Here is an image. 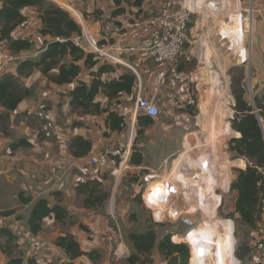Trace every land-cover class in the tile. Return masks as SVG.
Returning <instances> with one entry per match:
<instances>
[{"label":"rangeland","instance_id":"obj_1","mask_svg":"<svg viewBox=\"0 0 264 264\" xmlns=\"http://www.w3.org/2000/svg\"><path fill=\"white\" fill-rule=\"evenodd\" d=\"M49 1L68 11L71 17L77 20L73 15L74 8L71 6L70 2H66L65 0ZM121 1L128 6L138 2V0H120V2ZM144 1L146 0H143V2ZM151 2V0H147L148 4ZM96 8L92 14L93 16L102 12V9ZM246 10L251 11L249 12L250 16ZM261 10H263V8ZM26 15H28V23L20 27L16 34L13 33V38L26 35L38 26V22L36 23L37 19H35L32 12H26ZM248 16L249 18L244 21L248 24L250 35L249 37H242L237 34H232L236 44V46L233 47L231 44L232 42H229L225 38L223 32L228 28L230 29V27L238 28L236 26V19L243 22V17L246 18ZM249 19L252 22L251 29ZM261 20L263 19L261 16L259 17L258 11L254 10L253 3L250 2L249 4V0H239V6L236 2L207 0L206 4H203L200 8L198 7L191 15L188 30L185 35L184 51H193V57L190 62H185L182 57L179 62V69L190 78L186 85V89L189 91V99L193 101V104H187L186 108H181L180 112H175L176 116L179 117L182 122L185 120L184 123L186 125H191V127L187 128L189 129L187 133L190 132V130H192V132L195 130L196 132V135L193 134L194 136L192 135L190 137V141H187V146L184 147V152L188 151L189 158H204L207 162V155L211 152L215 153L216 159L214 160V167L218 169V176H216V179L213 178L216 181L219 180L218 182H220L222 186L226 185L227 181H223H225V174L227 172L229 173V189L227 192L222 195V190L217 188L218 190L216 191L217 195L221 194L223 201L219 209L216 210L215 216L210 217L203 211L191 207V204L195 202V197H199L201 203L206 205L208 201L207 189L215 184L216 181L206 184L204 180L206 176L204 174L201 175L200 171L192 170L188 167L184 169L181 168V158L178 162L177 160L183 151L168 159V162L165 164V169L162 166L158 167V171H155V168H157L155 165H148L152 167L151 169H153V172L146 171V169L132 168L128 162L129 157L128 159L123 158L120 160V166L115 172L106 168H96L88 161V163L83 166V175L81 174L83 178L80 182L69 178V174H71V176L78 174V169L74 167L71 168V164L66 161L65 169L62 168L60 171V178L56 179V175H43L40 181L42 186H40L39 197L42 198L43 196L49 201L51 206L58 204L64 207L68 212V218L63 222H56L54 224H50L51 221L46 222L47 231L54 232L55 235L57 234V237L58 234L66 235L73 232V237L79 243L80 248L86 253H94L92 257L93 260L86 256H82L77 259H70L68 264H126V259L132 251L130 243L128 242V235L130 233L141 234L147 227L155 228L158 240L164 235L170 234L173 243L186 244L189 247L191 256V248L184 240L186 234L188 232L195 233L196 230L194 229H198L204 225L201 231L222 232L223 223L219 222V224H217L215 222L225 220L233 223V237L235 242L233 253L238 264L262 263L256 251L258 245L264 246V203L261 220L253 228L243 224L239 217L234 214L236 198L232 195L233 192L230 191V185L233 182L232 178L235 177L236 171L245 170L247 161L244 158L235 157L228 150V142L231 139L237 138V135L234 133L235 131L231 129L232 132H229L226 136L222 135L223 132L221 134V123L229 122L231 126V117H233L234 114L233 108L235 102L231 95L230 87L232 79L239 76V70H244V78L241 83L246 92L245 99L250 104H253V98L256 97V95H260L264 92L262 90H256L258 84H255V77L258 73L257 66L259 56L256 54V45L254 47L253 42L255 27L259 23L261 24ZM241 40L244 41L243 45L240 43ZM238 45L242 46L238 47ZM6 50V44L0 46V51ZM40 55L41 54L36 53V50H32L30 53H26L25 59L38 61ZM54 72L55 71L52 73ZM83 74V78L90 81L89 77L86 75V70H84ZM86 79L82 80L86 81ZM82 80H80L79 83H83ZM215 80H218L222 86L224 94L222 99L212 94V87ZM50 88L47 82L41 83L40 86L32 84L30 87L29 92L31 98L38 101L41 113L48 114V111H50L49 98L50 92H52ZM173 90L175 91V89ZM68 91L69 90H60L58 92L60 108H62L63 103L62 96H68ZM45 93L46 95L43 96ZM179 104L182 103L176 98L174 105L178 107ZM68 112L75 116V118H82L85 116L80 112H73L70 106L68 107ZM167 113L168 109L166 107L159 109V119L168 120L170 116ZM200 118L207 120L209 118V120H212V123L215 124L214 127H212V133L214 134H212L211 140H202L200 132L196 131ZM48 121L47 119L45 122V129L43 128L41 130L40 128L37 130L38 136L42 134L41 136H43L44 140L51 138L45 135L51 131L49 125H46ZM260 123L264 134V121L261 120ZM140 139L142 140V137ZM193 145L194 148H191ZM202 145L205 146V148H197L202 147ZM155 152L159 153L158 159L154 160L158 163L160 162V156L163 151H150L151 154ZM211 164L212 163H210V165ZM171 168L174 169L175 173H178V171L183 172L185 179H180L181 181L179 180L180 182H178L182 185V188L180 190L178 188L177 190H172L171 194L169 191L166 192L168 195L173 196V200L167 199L165 203H163L164 201L161 203L158 202V206L153 208L154 206H150L146 202V195L150 190L148 189L147 182L152 178L160 177L159 184H163L164 182L167 183V187H169V181L163 179V176L165 175V177H167L168 171L171 170ZM175 173L171 176L173 177ZM86 182L90 184L89 188L94 187L95 183H99L100 185L91 195V201H97L101 196L105 194L108 195L101 205H96L94 207H87L84 205L86 196L76 191L77 185L75 186V184ZM185 183L189 184V187H186L184 185ZM159 186L163 187L162 185ZM177 186H179V184H177ZM183 186L185 187L183 188ZM156 188L158 190L161 189L158 187ZM189 191H195V193L193 194V192H191V195L187 197L186 193H189ZM199 192L200 195H198ZM177 195L180 197L178 201L174 198ZM211 202L212 201L208 203V208L211 207ZM150 204L156 205L153 199H151ZM178 213H181L184 217L193 221L194 229L189 230V227L180 221ZM0 217L3 216L0 215ZM3 227L4 225L0 226V243L1 246L8 251L10 249V243L14 238L8 244L9 238L5 235L2 237L1 234L3 230L1 228ZM7 227L11 230L9 226ZM175 238H177V240H174ZM17 246L20 250H11V256L18 257L17 255L19 253V257H21L23 261L25 260L24 255L27 254V263L29 260H33L35 256L39 257L44 255L46 250L48 253L49 250L44 240L38 239L36 241L33 240L32 243H26V241L21 240L18 241ZM40 251L42 252L37 254ZM236 254L239 255V259L236 257ZM207 258L209 259L210 255H208ZM150 259L152 261L151 264H166V261L163 256L158 253L157 249H154ZM65 262L62 264H65Z\"/></svg>","mask_w":264,"mask_h":264},{"label":"crops","instance_id":"obj_2","mask_svg":"<svg viewBox=\"0 0 264 264\" xmlns=\"http://www.w3.org/2000/svg\"><path fill=\"white\" fill-rule=\"evenodd\" d=\"M65 1L70 2L71 6L74 8L73 10L79 14L80 18L78 21L75 20V22L81 27V30L84 29L91 33L99 41L101 46L116 43L119 38L112 32H106L105 27L107 25L109 27H113L114 25H122L129 19H147L156 13L157 7L155 0H151L152 2L149 4L147 3V0L144 2L141 0L139 6L136 4L128 6L124 4V2H120V0H118V4H115L113 0ZM250 2L253 3L254 10L258 11L264 8V0H249V4ZM236 4L239 6V3L236 2ZM96 7L102 9V12L93 16L92 14ZM26 12H32L34 14L35 19H37L36 23L38 22V26L31 32H28V34L21 37H15V39L30 38L33 42V47L28 53L32 50H36L37 54H41L44 49V41L48 40V37L42 38L37 33L38 29L41 27V23L37 18L35 9L27 8L22 11V14L26 17L27 21L23 25L19 26L13 33L16 34L20 27H23L28 23V15H26ZM260 16L264 19V10H262L259 17ZM240 21L241 20L236 19V26L241 31ZM253 36L254 47L256 45L255 51L259 56L257 66L258 73L255 77V84H258L256 86V90L264 91V29L260 23L255 27ZM136 58L137 56L129 54L122 55L123 61H135ZM17 65L18 64H16L15 67H10L4 75L18 78L22 87L28 91H30L32 84L40 86L43 82L49 83V86L51 87L50 89L52 90L49 98L50 111H48V114L43 112L41 113L38 101L32 99L31 94L24 98L14 111L8 112L0 106V213L8 210L15 211L14 214L10 216L0 217V226L4 225L1 229H7V233L12 234L14 237V240L10 243V253L13 249L20 250L17 246L18 241L22 240L26 241V243H32L33 240H44V243L49 248L48 253L46 250L44 255L39 257L35 256L33 259L35 263L62 264L66 261L65 264H68L70 259L65 255L62 249L56 247L54 244L56 238L63 235L58 234L57 237V234L55 235L54 232L47 231L46 229V222L51 221L50 224H54L56 223L54 219H44L42 223V231L38 235L32 236L29 233L27 219L31 207L37 200L46 199L43 196L42 198L39 197L40 186H42L40 181L42 180L44 174L56 175V179L60 178V171L62 168L65 169V162L67 161L72 165L71 168L74 167L78 169V174H74L73 176L69 174V178L80 182L83 178V166L88 163L89 158L112 147L123 146L126 149V158L128 159L131 153V147L137 136V116L128 117L129 119L126 122L125 128L122 131L117 132L108 130L106 126V114H102L101 116L85 115L82 118H75V116L68 112L70 101L69 96H62L63 103L62 108H60L58 101V92L60 90L71 91L78 85H88L90 81L83 78L84 70L87 71L86 75L91 80V77L89 76L90 70L84 67L82 62L78 63L81 67L79 77L71 84L62 86L51 83L38 70L33 71L27 77H19L16 72ZM114 65L118 67V70L113 73L104 74L102 77L104 81L117 79L118 76L124 72L130 73L123 66ZM145 71H148V73L145 74ZM140 72L144 74L142 75L140 86L136 84L137 92L139 91L142 98L153 102L159 109L166 107L168 109L167 114L170 117L168 120H160L159 117H157L152 120V124L150 126L145 128L142 140L140 139L138 144L143 157V163L141 166L131 167L152 171V167H149L148 165H155V167H157L155 168V171H158V167L162 166L165 169V164L168 162V159L183 151L177 160L178 162L181 158V168L184 169L188 167L189 169L200 171L201 175L204 174L206 176L204 179L206 184L210 182L212 183L213 181L215 182L216 180H214V178L216 179V176H218V169L214 167V160L216 159L215 153L211 152L208 154V160L206 162V159L204 158L191 159L189 158L188 151L184 152V147L187 146L186 142L190 141V137L193 134L196 135L195 130L193 132L190 130V132L187 133V130H189L187 128L191 127V125H186L184 123L185 120L182 122L179 117L176 116L175 112H180L181 108L184 109L186 108V105L189 104L190 94L189 91H187L186 86L182 87L177 85L174 81L167 77L164 70L157 67L156 61L147 56L143 57ZM82 79H86V81ZM80 80H82L83 83H79ZM173 89H175V91ZM44 95H46V93L43 94V96ZM176 98H178V100L182 103L179 104L178 107L174 105ZM96 101L99 102L102 107L109 106V109L113 104L112 102L109 104L108 99L103 94L98 95L96 97ZM47 119L49 121L46 125H49L51 131L45 135H47V137H51L48 138L49 141L44 140L43 136H41L42 134L39 136L37 134L38 129H45L44 126ZM198 121L199 124L196 131L200 132L202 140H211V136L214 134L212 133V127H214L215 124H213L212 120H209V118L208 120L200 118ZM229 132H232L229 122H224L223 124L221 123V134L226 136ZM75 136H80L91 143V150L86 156L76 158L71 154L68 146L70 140ZM20 141L27 142L30 146L20 144L18 147H12V145L17 144ZM191 148H194V145ZM197 148H205V146L202 145V147ZM152 150L163 151L160 156V162L156 163V161H154L158 159L159 153L155 152L154 154H151L150 151ZM210 163L212 164L210 165ZM173 173H175L174 169L171 168V170L168 171L167 177H165V175L163 176V179L169 181V187H167V183L164 182L163 184H159L160 177L152 178L147 182L148 189H150L149 193L153 195L154 199L159 193L164 191L162 188L168 189L170 194L172 190H177V188L180 190L182 188V185L178 183L181 181L178 177L179 171L172 177L171 175ZM180 173L182 172L180 171ZM228 177L229 173L227 172L225 174V181H223H227L225 186H222L221 183L218 182L219 180H217L215 184L207 189L208 201L206 200V205L201 203V199L199 200V197L194 196L195 201L200 207V211H203L210 217L215 216L217 207L220 203L221 194L223 195L229 188ZM232 179L234 180L235 177ZM177 184H179V186H177ZM76 185L77 184H75V186ZM159 185H162L163 187ZM156 187L161 189L158 190ZM217 188L222 190V193L219 195L216 193L218 190ZM19 192H23L25 196H30L32 198V202L28 205L19 204L17 199ZM198 195H200V192ZM232 195L236 198V193L233 192ZM153 197L146 198L149 205ZM174 198L177 201L180 199L178 195ZM165 199L173 200V196H166ZM210 201H212L211 207L208 208V203ZM219 222L223 223L222 232L206 231L201 233L205 251L208 255H211L212 253L215 255L213 258L210 257L211 260L210 258L208 259V256L206 255L207 257L204 264H225L226 261L231 263L235 261V264H238V261H236L233 253L235 245L233 237V223L231 221H216L215 223L219 224ZM228 222L232 223L231 229H228L227 227ZM7 226H9L11 230H9ZM70 234L74 236L73 232H70ZM2 237L4 236L2 235ZM223 243L226 244L228 250L225 251L224 254L219 252L216 253V250L220 249ZM0 247H2L1 243ZM1 249L0 264H6L8 261V256L4 252L6 250L3 247ZM81 250L84 252L83 249ZM41 252L42 251L37 254H40ZM17 256L21 259V257H19V253ZM27 256V254L24 255L25 260L22 261V264H28Z\"/></svg>","mask_w":264,"mask_h":264},{"label":"trees","instance_id":"obj_3","mask_svg":"<svg viewBox=\"0 0 264 264\" xmlns=\"http://www.w3.org/2000/svg\"><path fill=\"white\" fill-rule=\"evenodd\" d=\"M113 1L115 4L119 3L118 0ZM0 2V42L6 44L10 53L25 56L33 47L30 38L15 39L12 37L13 32L27 21L22 14L24 9H35L37 18L41 23L37 33L42 38L48 37V40L44 41V49L39 60L25 59L19 62L16 69L17 75L27 77L33 71L38 70L51 83L58 86L68 85L79 77L81 67L78 63L82 62L83 66L90 70L91 80L88 85H78L68 92L71 110L84 115L101 116L106 114L108 130L122 131L125 128L123 120L117 116L112 106L110 109L109 106L102 107L96 101V97L103 94L110 104L117 99L118 93L129 94L136 85L134 75L124 72L117 79L104 81L103 75L116 72L118 67L112 64L99 63L94 55L84 53L72 43L71 39L81 34V27L68 11L55 3L49 0H0ZM230 2L239 3V0H230ZM140 3L141 0H138L136 5L139 6ZM223 34L235 47L232 34L241 35V31L239 28L230 27ZM53 71H55L54 74H52ZM239 72V76L232 79L230 87L235 102L230 127L240 134V137L228 142V150L235 157L244 158L247 161V167L245 170L236 171L235 179L230 185V191L236 193L234 214L239 217L243 224L253 228L261 220L264 203V134L260 123L261 120L264 121V92L256 95L253 98V104H250L245 99L246 92L241 83L244 78V70H239ZM29 95V91L22 87L18 78L5 75L0 77V106L6 111H14L18 104ZM136 123L138 126L137 136L131 147L128 160L131 166H141L143 163L138 144L144 135L145 128L152 124V120L138 115ZM20 144L30 146L29 143L20 141L12 147H18ZM68 148L74 157L79 158L90 152L91 143L80 136H75L70 140ZM89 185L87 182L77 184L76 191L86 196L84 205L87 207L101 205L108 195L101 196L97 201H91V195L100 185L95 183L94 187L91 188ZM152 197L153 195L148 192L146 198ZM17 199L21 205H28L32 202V198L25 196L23 192L18 193ZM222 201L221 196L217 210L222 205ZM14 212V210H8L0 213V215L7 217ZM46 218H52L55 222H63L68 218V212L58 204L51 206L47 199L37 200L33 203L27 219L28 230L32 236H36L42 231V223ZM7 232V229H3L1 234L9 238V244L14 237ZM190 237L191 234L188 232L184 240L191 248V256L189 247L184 243H173L170 234L164 235L158 240L156 230L153 227H147L141 234L130 233L128 242L132 251L126 259V264H151L150 257L154 249H157L158 253L163 256L166 264H190L194 254ZM54 244L62 249L69 259L86 256L93 260L94 253L83 252L71 234L59 236ZM1 248L0 250H2ZM4 252L8 256L6 264H22V260L18 257H12L9 250ZM236 257L240 258L237 254ZM28 264L36 263L34 260H29Z\"/></svg>","mask_w":264,"mask_h":264},{"label":"built area","instance_id":"obj_4","mask_svg":"<svg viewBox=\"0 0 264 264\" xmlns=\"http://www.w3.org/2000/svg\"><path fill=\"white\" fill-rule=\"evenodd\" d=\"M156 1V13L147 19H129L122 25H114L105 27L107 33L112 32L119 38L116 43L109 44L107 46H101L99 41L88 31L82 29L79 36H75L71 39L72 43L81 49L86 54L94 55L95 59L99 63L116 64L121 65L127 69L136 78V84L140 86L142 75L147 74L140 72L143 57L147 56L157 62V67L164 70L172 81L179 86L185 87L190 78L187 74L179 69L180 59L183 57L185 62H190L193 53L184 51L185 35L188 30V24L190 22L191 15L194 10L191 9L187 0H155ZM180 5V9L174 12V7ZM264 10V8H263ZM249 14L250 10H246ZM262 10H258L259 15ZM73 15L77 20L80 16L77 12ZM243 17L241 25V35L249 37L248 24L244 21L249 18ZM250 20V19H249ZM264 20V19H263ZM261 20V26L264 29V21ZM252 23V22H251ZM125 41V42H124ZM244 43V41H240ZM4 43L0 42V46ZM241 45V46H242ZM238 45V47H241ZM234 47V46H233ZM129 54L137 56L135 61H123L122 55ZM25 60V56L12 54L9 51H0V77L10 69L15 67L18 62ZM136 86V85H135ZM133 87L129 94L118 93L117 99L112 104V109L115 111L118 117H120L126 125L128 117H136L138 115L148 117L153 120L159 116V108L153 102L148 101L141 97L139 91L137 92V86ZM139 88V87H138ZM189 104H193L191 99ZM232 119V117H231ZM123 158H126V149L123 146L112 147L106 149L103 153H98L95 156L89 158V163L96 168H106L112 171L120 166ZM72 167V165H70ZM179 179H185L183 172L178 175ZM189 187V184H184ZM183 186V188L185 187ZM191 189V188H190ZM164 191L159 193L153 200L158 206V202H162L166 196H169L168 189L163 188ZM193 194L195 191H189L187 197ZM166 194V195H164ZM184 195V193H183ZM185 196V195H184ZM189 200V199H188ZM147 202V201H146ZM180 221L189 227V230L193 229V221L184 217L181 213H178ZM187 235V234H186ZM256 250V249H255ZM257 254L262 260L261 264H264V246H257Z\"/></svg>","mask_w":264,"mask_h":264},{"label":"bare ground","instance_id":"obj_5","mask_svg":"<svg viewBox=\"0 0 264 264\" xmlns=\"http://www.w3.org/2000/svg\"><path fill=\"white\" fill-rule=\"evenodd\" d=\"M206 1L207 0H189V2H188V0H187V2L190 4L191 9H193L194 11H196L198 7L200 8L203 4H206ZM226 1L230 2V0H226ZM249 22H250V29H251V21L249 20ZM212 94L214 96L220 97V99H222L224 97V94L222 91V86L218 80H215V82L213 84ZM214 100H216V99H214ZM191 207H195V208L200 210V207L196 201L193 202V204H191ZM204 226L200 227L198 229L193 228L194 230H196L195 233L189 232L191 234L190 242H191V244L194 245L193 246L194 247V254H193L192 260H191V263H193V264H204V262L206 261V257L208 256V253L204 249L203 239L201 237V233L205 232V231H201L204 228ZM227 227H228V229H231L232 223L228 222ZM227 250H228V247L226 246V244L223 243L222 246L220 247V249L216 250V253L219 252V253L224 254V252ZM210 257L211 258L215 257L214 253H212L210 255ZM225 264H235V261L232 263L226 261Z\"/></svg>","mask_w":264,"mask_h":264},{"label":"water","instance_id":"obj_6","mask_svg":"<svg viewBox=\"0 0 264 264\" xmlns=\"http://www.w3.org/2000/svg\"><path fill=\"white\" fill-rule=\"evenodd\" d=\"M179 9H180V5H176V6L174 7V12H177ZM234 133L237 135V138L240 137V134H238V133H236V132H234Z\"/></svg>","mask_w":264,"mask_h":264}]
</instances>
